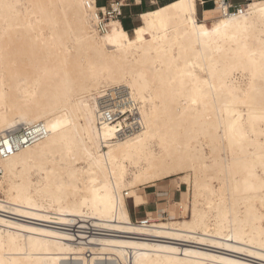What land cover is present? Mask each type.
Instances as JSON below:
<instances>
[{"label": "bare ground", "instance_id": "bare-ground-1", "mask_svg": "<svg viewBox=\"0 0 264 264\" xmlns=\"http://www.w3.org/2000/svg\"><path fill=\"white\" fill-rule=\"evenodd\" d=\"M198 1L99 34L96 0H0V140L43 130L0 157V264H264V0ZM119 86L142 128L116 141L96 96ZM176 176L171 219L133 220Z\"/></svg>", "mask_w": 264, "mask_h": 264}, {"label": "built area", "instance_id": "built-area-1", "mask_svg": "<svg viewBox=\"0 0 264 264\" xmlns=\"http://www.w3.org/2000/svg\"><path fill=\"white\" fill-rule=\"evenodd\" d=\"M125 1L112 0L108 6H100L99 0H96L95 6L98 8L93 10V22L94 28L99 34H105L109 31L112 20L123 18V9L127 6L124 4ZM251 2L252 0H244V2L239 3H235V0H214L213 5L219 9L220 16L233 17L248 13ZM87 8H91L90 3L87 4ZM112 89L114 91H111ZM112 89L103 90L100 95L96 96L99 118L105 122L120 125L116 141L136 136L142 128L137 103L133 101L131 92L127 87L119 86ZM37 127L21 129L9 134L6 138H2L0 140V157L7 158L41 138L43 136L42 127Z\"/></svg>", "mask_w": 264, "mask_h": 264}, {"label": "rangeland", "instance_id": "rangeland-1", "mask_svg": "<svg viewBox=\"0 0 264 264\" xmlns=\"http://www.w3.org/2000/svg\"><path fill=\"white\" fill-rule=\"evenodd\" d=\"M99 1L101 2V4H100L101 6H108L112 0H99ZM116 1H121V0H116ZM239 2H244V0H235V3H239ZM104 3H105V5H104ZM124 4L127 5L124 8V9H126V8L130 7L132 4H136V3L134 0H126L124 2ZM159 5H161V2ZM124 16H125V14H124V10H123V17ZM197 19H198V21L203 20V8L200 6L198 7ZM137 23L140 24L138 17H137ZM177 178H179V176H176L174 178L165 180L164 182L158 183L153 188H151L150 186L149 187H141L137 192L139 194H149L150 196H152L150 198V201L153 202L154 208H151V206L135 208L133 200L128 199L127 203H128L129 211L132 214L131 216L133 217L132 219L135 220L137 218V220H135V221H138V220L139 221H146L147 220L146 215L148 216V212H152V209H154L153 212H157L161 208L164 210L165 216L167 218L171 219V212L169 211L170 209H168L170 207L169 202H171L173 200H179V201L182 200L183 202L188 201V194L186 193L187 187L185 185H182L181 186L182 191H180L177 188V184L175 183V180H177ZM151 194H153V195H151ZM134 208L138 211V213H137L138 215L136 214ZM146 209H147V212H146ZM148 210H151V211H148ZM145 212H146V215L144 214ZM143 215H145V217L141 219L140 217H142Z\"/></svg>", "mask_w": 264, "mask_h": 264}, {"label": "crops", "instance_id": "crops-1", "mask_svg": "<svg viewBox=\"0 0 264 264\" xmlns=\"http://www.w3.org/2000/svg\"><path fill=\"white\" fill-rule=\"evenodd\" d=\"M171 1L172 0H156V1L155 0H141V2H137L135 0L136 4H132L130 7L123 9L125 16L120 20L122 23V26L128 32H133V30H135L137 27H139L141 25V15L143 13H145L146 11L148 12V11L156 9L158 6H160L159 5L160 2H161V5H163V4H167L168 2H171ZM213 1L214 0H199L198 1V7L199 6L202 7L203 10L213 9V8H215V7H213L214 6ZM100 4H101V2L99 1V5ZM104 5H105V3H104ZM137 17L139 19L140 24L137 23ZM151 195H153V194H151ZM149 206H151V208H154V204L152 201H150L149 204H147L146 206H143V207H149ZM135 208H137V207L135 206ZM135 208H134V210L137 214L138 211ZM153 210L154 209H152V212H153ZM148 211H151V210H148ZM146 212H147V209H146ZM146 212L144 213L145 215H146ZM145 215H143L140 218L141 219L144 218ZM146 217H147V215H146ZM135 220H137V218Z\"/></svg>", "mask_w": 264, "mask_h": 264}]
</instances>
